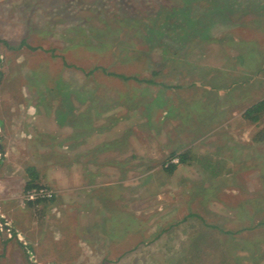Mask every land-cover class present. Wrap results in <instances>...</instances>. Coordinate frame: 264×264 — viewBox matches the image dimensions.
<instances>
[{
    "label": "rangeland",
    "instance_id": "374dc122",
    "mask_svg": "<svg viewBox=\"0 0 264 264\" xmlns=\"http://www.w3.org/2000/svg\"><path fill=\"white\" fill-rule=\"evenodd\" d=\"M259 101L264 0H0V264H264Z\"/></svg>",
    "mask_w": 264,
    "mask_h": 264
},
{
    "label": "trees",
    "instance_id": "16d2710c",
    "mask_svg": "<svg viewBox=\"0 0 264 264\" xmlns=\"http://www.w3.org/2000/svg\"><path fill=\"white\" fill-rule=\"evenodd\" d=\"M263 109H264V101H259V102L255 103L254 105H252L251 107L247 108L244 111L243 116L251 119L252 121H257L259 119L258 114L261 111H263ZM179 157H180L179 160L181 162L184 161V159H185L184 155H180ZM167 169L169 171H172L174 169V165H170ZM225 263H226V259H225V257H223L221 259V264H225Z\"/></svg>",
    "mask_w": 264,
    "mask_h": 264
},
{
    "label": "built area",
    "instance_id": "2783aa9c",
    "mask_svg": "<svg viewBox=\"0 0 264 264\" xmlns=\"http://www.w3.org/2000/svg\"><path fill=\"white\" fill-rule=\"evenodd\" d=\"M173 162H175L173 160ZM51 193L45 187H33L26 191L25 199L26 200H36L40 198H47L50 197Z\"/></svg>",
    "mask_w": 264,
    "mask_h": 264
},
{
    "label": "crops",
    "instance_id": "0c3cea01",
    "mask_svg": "<svg viewBox=\"0 0 264 264\" xmlns=\"http://www.w3.org/2000/svg\"><path fill=\"white\" fill-rule=\"evenodd\" d=\"M117 157H119V153H117V155H116Z\"/></svg>",
    "mask_w": 264,
    "mask_h": 264
}]
</instances>
